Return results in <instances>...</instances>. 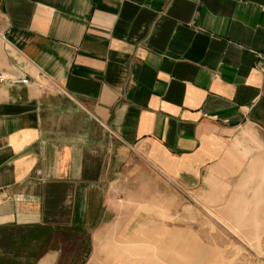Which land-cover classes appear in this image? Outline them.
<instances>
[{
	"label": "crops",
	"instance_id": "obj_1",
	"mask_svg": "<svg viewBox=\"0 0 264 264\" xmlns=\"http://www.w3.org/2000/svg\"><path fill=\"white\" fill-rule=\"evenodd\" d=\"M0 76V264H194L177 208L264 264V0H0Z\"/></svg>",
	"mask_w": 264,
	"mask_h": 264
},
{
	"label": "rangeland",
	"instance_id": "obj_2",
	"mask_svg": "<svg viewBox=\"0 0 264 264\" xmlns=\"http://www.w3.org/2000/svg\"><path fill=\"white\" fill-rule=\"evenodd\" d=\"M143 211L145 212V210ZM182 213V209L177 208L174 210V217L170 218L174 221L172 223L173 235L183 237L185 241L189 242L191 248L188 256L195 259L194 264H251L259 259L258 253L262 241L251 238L253 235L252 225H215L207 221L197 223L195 222L197 217L202 214L209 216V214L204 210H202V214H199L193 208L189 209V218L185 217L186 222L183 223ZM159 219L165 220L161 217ZM182 230H186V233ZM80 242L81 240H78L79 245ZM66 251L69 252V250ZM56 258L54 264H76L81 258V264L88 263V259L80 257V255L64 254Z\"/></svg>",
	"mask_w": 264,
	"mask_h": 264
},
{
	"label": "built area",
	"instance_id": "obj_3",
	"mask_svg": "<svg viewBox=\"0 0 264 264\" xmlns=\"http://www.w3.org/2000/svg\"><path fill=\"white\" fill-rule=\"evenodd\" d=\"M2 81V79H1V76H0V82ZM17 82L18 83H22V80L21 79H17Z\"/></svg>",
	"mask_w": 264,
	"mask_h": 264
}]
</instances>
